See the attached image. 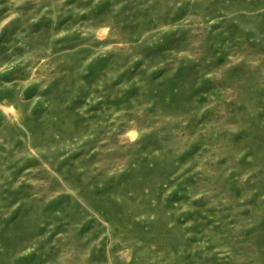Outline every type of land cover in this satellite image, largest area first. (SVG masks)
Segmentation results:
<instances>
[{"label":"rangeland","instance_id":"rangeland-1","mask_svg":"<svg viewBox=\"0 0 264 264\" xmlns=\"http://www.w3.org/2000/svg\"><path fill=\"white\" fill-rule=\"evenodd\" d=\"M0 264H264V0H0Z\"/></svg>","mask_w":264,"mask_h":264}]
</instances>
